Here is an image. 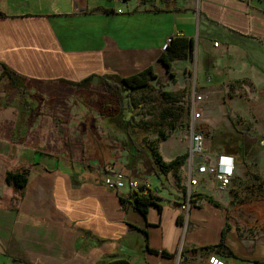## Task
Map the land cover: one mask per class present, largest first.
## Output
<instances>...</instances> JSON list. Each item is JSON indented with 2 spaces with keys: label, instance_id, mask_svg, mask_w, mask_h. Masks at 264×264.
Instances as JSON below:
<instances>
[{
  "label": "crops",
  "instance_id": "1",
  "mask_svg": "<svg viewBox=\"0 0 264 264\" xmlns=\"http://www.w3.org/2000/svg\"><path fill=\"white\" fill-rule=\"evenodd\" d=\"M176 36L195 43L193 90L205 97L203 113L206 103L226 100L235 114L255 119L260 111L264 119V0H0V80L9 86L0 92L6 104L0 118L12 117L6 107L21 85L27 95L18 97L20 119L28 122L17 136L13 123L0 139V264H207L213 256L226 264H264V148L251 143L245 162L226 153L208 157L211 163L234 157L232 184L252 178L245 174L252 161L262 176L247 190L231 184L226 191L211 174H199L187 215L181 205L191 160L179 179L150 173L143 159L132 162L127 147L124 160L118 158L117 147L90 131L80 113L86 109L116 127L115 118L102 114L109 95L101 77L123 78L149 66L167 75L159 58ZM13 73L38 84L19 83ZM90 76L89 86L76 84ZM32 98L41 100L38 113L25 107ZM31 122L37 136L29 143ZM81 123L83 131L76 129ZM123 168L156 190L147 213L132 204L131 188L116 191L104 182ZM10 171L26 175L24 187L8 182Z\"/></svg>",
  "mask_w": 264,
  "mask_h": 264
},
{
  "label": "rangeland",
  "instance_id": "2",
  "mask_svg": "<svg viewBox=\"0 0 264 264\" xmlns=\"http://www.w3.org/2000/svg\"><path fill=\"white\" fill-rule=\"evenodd\" d=\"M196 63L195 53L193 52L188 58H179V64L174 68V71L176 72V81L173 80V77L169 74L160 76L161 82L165 83V86H163L162 89L181 93L182 99L180 101L175 103H167L165 99H163L164 97L161 95L160 85L157 83L158 81L154 79L151 82L153 89H139L134 93L133 102L135 107L125 114L126 120H129L134 127L132 129L133 136L138 139V141L143 143L145 134L148 130L151 131L152 134L150 135V140L158 143V149H160L166 160H172L178 154L189 153V148H187L188 141L190 140L191 120L189 103L192 99L193 85L194 83H197V79L195 77V70L197 67ZM17 77V81L19 83H23L24 85H27L31 81H33L35 84H38V81L32 80V78L28 75L17 74ZM99 86L100 84H96V87ZM7 90H9L8 82L6 83V81L0 80V92ZM19 95H21L19 91L14 92L12 95L10 94L9 99H11L13 101L12 104H14L11 107L7 106L6 111H8L9 114H12V117L9 115L5 118H0V139L9 137L10 129L13 126V123H16V126L12 128L11 132L15 133L16 136L19 134V132L25 130L24 124H28L27 121V123H24V117L21 114L23 106L20 98H18ZM1 101H4L2 96H0V114L3 110H5L6 105ZM110 101V99H106L105 103L103 104V107L109 114L113 113L112 110H108L111 105ZM40 109H42V106H40ZM49 109H51V107L45 108L47 111ZM62 110L67 113L68 110L70 111L72 109L65 107L62 108ZM94 111L98 112L99 110ZM96 112L93 113L96 114ZM80 113L88 119V122L86 121V123H88L87 125L89 130L91 129L92 132L94 130L97 133L104 135L108 143H111V145L117 147V157L124 160L125 154L127 153L124 148L126 144L130 143V140L124 132L118 130V125L116 127L113 125L107 126V124H104L105 119L102 121V116L92 117L91 115L87 114L86 109H82V112ZM257 113L260 115L259 118L245 119L243 116L235 114L231 102L224 100L214 103L213 101L206 103L204 115L200 121L202 133L205 135V141L207 144L206 154L204 157H211L212 159H215L217 154H223V152L217 148L215 143L217 134H219V132L222 130L242 131L250 143H254L255 145L257 144V149L260 150L264 148V146L261 144V141L264 139V129H260L258 125V121L264 125V119H262L260 111ZM21 116L23 117L22 119H20ZM94 118L96 120H94ZM96 121L97 125L94 127L92 124ZM86 123L76 125V129L79 128L80 131H83V128H86ZM32 125L33 122L29 124V128L27 130L30 140L29 143H31L37 136V132L30 129V126ZM172 125H174L175 128H172ZM258 128L261 132H258ZM162 132L165 134V136H167L166 140H164V135ZM2 141L3 140H0V146L3 145ZM69 141L74 145L75 140ZM15 151L16 147H13V151H10L9 154L13 155ZM189 160L190 155L187 162H189ZM117 172H124L127 175L131 174L125 168L118 170ZM245 174H250L252 178L244 179V181L236 179L231 188L234 187V189H236L242 184V189L246 188L247 190L252 183L249 182L250 180H252L254 177L262 176L261 173H259L258 162L252 161L250 166L246 167Z\"/></svg>",
  "mask_w": 264,
  "mask_h": 264
},
{
  "label": "trees",
  "instance_id": "3",
  "mask_svg": "<svg viewBox=\"0 0 264 264\" xmlns=\"http://www.w3.org/2000/svg\"><path fill=\"white\" fill-rule=\"evenodd\" d=\"M193 52H195V43L193 40L183 36H176L170 40L165 50L162 51L159 59L164 63V65H166L167 73L173 77V80L176 81V73L173 69L174 61L179 58H188ZM13 74L16 75V73ZM93 79V76L88 78L86 77L84 80L79 81L76 84L89 86ZM101 79V85L105 92L108 93L109 99L111 100V105L108 110L113 111V113L109 114L103 107L102 114L108 116L112 115L111 117L117 120L119 127L118 130L124 132L129 138L130 143L126 144L125 147H127L130 156L132 155V162L143 159V162L150 173L167 175L169 172H173L176 178L179 179V171L184 163L187 162L189 153L178 155L175 159L166 162L158 149V143L150 140L152 132L148 130L144 136V142H138V140L133 136L132 129L134 127L129 120H126L125 114L135 107L133 102L134 93L139 89H153L151 82L154 79L158 81L157 83L160 85L161 95L167 103L180 101L182 99L181 93L162 89V87L165 86V83L161 82V78L151 66L137 74L134 73L127 77L115 78L111 76H102ZM18 89L21 94L27 95L24 87L22 88L20 85ZM33 99H37L36 102ZM32 100L29 99L25 107L27 110L29 109L30 112L38 113V111H40V105L38 102L41 103V100H39V98H32ZM172 128H175V126L172 125ZM162 134L164 135V140H166L167 136H165L163 132ZM215 143L217 148L223 153L235 155L244 162L248 160L251 148H253L252 144L243 134L230 132L228 130H222L219 132L215 138ZM7 180L16 187H24L27 178L22 172L10 171L7 173ZM130 197L132 199V204L135 205L136 209L142 211L143 213H147L148 208H150L153 204L154 191L150 192L148 196L134 194L131 192ZM122 201L125 202L123 198ZM111 264H127V261L119 260L112 262Z\"/></svg>",
  "mask_w": 264,
  "mask_h": 264
},
{
  "label": "built area",
  "instance_id": "4",
  "mask_svg": "<svg viewBox=\"0 0 264 264\" xmlns=\"http://www.w3.org/2000/svg\"><path fill=\"white\" fill-rule=\"evenodd\" d=\"M118 3L125 4L131 0H115ZM120 13L123 9H118ZM170 42V40H169ZM218 45V43H216ZM205 101L203 94L197 92L194 87L192 99L190 100V140L191 146H189V155L191 160V176L189 178L190 190L186 193L185 200L181 205V210L188 215V210L191 208L192 201V187L197 186L200 182L199 174H211L214 179L218 182L219 188L221 190H228L232 184V179L235 176V159L234 157L227 155H220L215 162H212L208 157H204L206 154V141L205 136L202 133L200 126V121L202 119L203 108L202 104ZM264 144V140L261 141ZM201 158V161L197 162L196 159ZM104 182L108 187L116 191H120L126 187L132 189V193L149 195L150 192L156 191L153 186L148 181H142L137 178L132 177V175H127L124 172H110L104 175ZM207 264H226L223 260L217 256H213L209 259Z\"/></svg>",
  "mask_w": 264,
  "mask_h": 264
}]
</instances>
